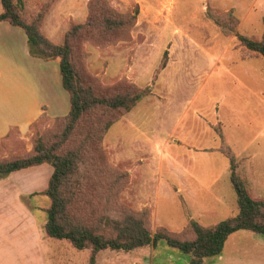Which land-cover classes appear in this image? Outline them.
Listing matches in <instances>:
<instances>
[{
    "label": "rangeland",
    "instance_id": "1",
    "mask_svg": "<svg viewBox=\"0 0 264 264\" xmlns=\"http://www.w3.org/2000/svg\"><path fill=\"white\" fill-rule=\"evenodd\" d=\"M23 1L29 20L46 3L50 12L57 0ZM88 1L62 0L64 19L58 22L49 13L45 25L51 39L59 43L57 33L69 22L85 21ZM107 6L124 15L122 27L108 30L100 24ZM226 12L238 19L234 29L240 34H264V0H97L92 5L96 24L88 27L92 36L83 30L79 39L83 55L75 60L77 71L92 82L97 96L146 94L128 111H88L59 145L60 152L76 150L67 182L74 194L68 215L97 225L104 217L145 209L151 233L166 229L187 238L190 220L209 226L237 212L228 160L220 150L228 148L250 195L264 198V60L244 55L235 33L220 32L210 16ZM64 125L39 119L25 137L12 132L14 148L30 150L35 138L46 145L58 142ZM87 132L95 135L85 143ZM191 165L208 170L216 181L201 184L195 179L200 170L190 175ZM185 177L190 184L182 183ZM64 191L67 197L71 193ZM35 213L38 219L43 215ZM142 251L148 264H188L190 258L165 240Z\"/></svg>",
    "mask_w": 264,
    "mask_h": 264
},
{
    "label": "trees",
    "instance_id": "2",
    "mask_svg": "<svg viewBox=\"0 0 264 264\" xmlns=\"http://www.w3.org/2000/svg\"><path fill=\"white\" fill-rule=\"evenodd\" d=\"M0 1V21H7L23 30L28 51L32 56L57 61L61 86L68 96L69 109L65 115L48 117L41 114L30 126V129L35 128L37 120L43 118L63 121L65 125L59 135L60 141L46 145L41 139L35 138V146L30 150H25L24 147L20 152L16 150L0 157V178L25 167L42 163L51 165L52 173L46 187L34 194L47 198L43 228L48 237L64 239L75 249H89L87 264L95 263V256L99 250L127 252L139 247L155 245L159 240H165L169 246L189 254L188 264H203L205 258L219 255L227 236L237 230L264 234V198L255 199L250 195L244 180L235 171L237 162L233 151L229 148L220 150L228 160L229 180L235 192L237 212L209 226H202L197 221L190 220L186 225L190 230L187 238L179 239L166 229H157L151 233L147 227L145 209L135 213H124L114 218L104 217L102 223L99 222L97 225L76 220L68 215V205L73 200L74 194L67 186V182L72 177L76 150L60 152L59 145L68 138L88 111L96 107L128 111L146 92L138 90L132 94L97 96L93 92L92 82L77 71L75 60L78 55L80 57L83 55V52L78 53L79 39L83 35V30L87 36L93 35L88 27L96 24L90 11L97 0L88 1L87 17L84 22H69L59 43L53 42L41 31L43 20L50 7L49 3L42 6L34 18L28 20L23 13L25 9L23 0ZM210 17L223 35L235 33L238 44L244 49L241 50L244 55H257L264 60V34L259 37L253 35L248 37L235 31L238 19L231 12L214 14ZM100 24L108 30L120 28L124 24V15L107 6L106 16L102 18ZM94 135L93 132H87L83 141L89 142ZM64 190L71 191L68 197Z\"/></svg>",
    "mask_w": 264,
    "mask_h": 264
},
{
    "label": "crops",
    "instance_id": "3",
    "mask_svg": "<svg viewBox=\"0 0 264 264\" xmlns=\"http://www.w3.org/2000/svg\"><path fill=\"white\" fill-rule=\"evenodd\" d=\"M61 1L52 5L41 26L43 34L55 43L45 24L51 12L56 22L64 19ZM63 33L64 28L57 33L60 41ZM68 109L57 61L32 56L23 30L0 21V157L16 152L13 131L25 137L41 114L63 116ZM196 167L200 174L195 179L201 184L216 181L217 176L211 177L208 170L194 165L190 166V175ZM51 173V165L42 163L0 178V264H87L89 249H75L66 240L48 237L44 232L47 203L41 200L43 196L34 194L46 187ZM181 181L190 184L187 177ZM36 210L43 213L40 219ZM151 247L154 245L123 252V257L116 258L114 253L120 251L99 250L94 264H148L147 252L142 249ZM203 264H264V234L237 230L227 236L220 254L205 258Z\"/></svg>",
    "mask_w": 264,
    "mask_h": 264
}]
</instances>
